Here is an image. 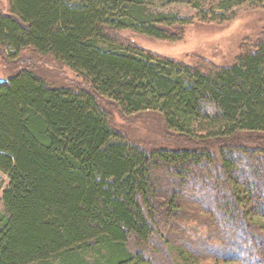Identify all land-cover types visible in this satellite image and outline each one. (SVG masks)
<instances>
[{"label": "trees", "instance_id": "16d2710c", "mask_svg": "<svg viewBox=\"0 0 264 264\" xmlns=\"http://www.w3.org/2000/svg\"><path fill=\"white\" fill-rule=\"evenodd\" d=\"M208 1L9 0L1 52L50 58L84 86L55 87L29 68L0 80V264H264V163L253 161L264 142L251 140L264 135V35L227 66L121 36L178 42L195 22L264 7L218 0L217 12ZM177 4L210 10L197 21L162 10ZM104 103L153 114L194 145L143 147Z\"/></svg>", "mask_w": 264, "mask_h": 264}, {"label": "rangeland", "instance_id": "374dc122", "mask_svg": "<svg viewBox=\"0 0 264 264\" xmlns=\"http://www.w3.org/2000/svg\"><path fill=\"white\" fill-rule=\"evenodd\" d=\"M186 1V0H185ZM201 4H205L202 0ZM209 6L221 12L218 0H209ZM9 10V0H0V15ZM183 18H201L202 13L210 10L208 6L197 9L187 4L171 5L162 8ZM237 15L222 23H200L187 27L183 40L178 42L161 41L132 32H124L121 36L141 48L161 56L176 59L191 66L200 64L227 66L233 64L244 48L258 42L264 35V7L250 3L236 8ZM229 16V15H228ZM210 18V17H209ZM29 68L35 71L48 84L55 87L78 89L84 86L83 80L69 68L58 65L54 60L40 57L29 51L22 53L19 60L12 62L0 50V80H7L20 70ZM109 113L115 129L148 149L193 147L190 141L167 135L163 121L153 114H142L136 117H124L110 103L103 104ZM264 142V135H254L251 140ZM252 143V142H251ZM260 159V158H259ZM263 165L262 159H253ZM197 171V169H196ZM204 171V168H199ZM7 181L0 186V211H4L2 195ZM203 264L205 261L202 262ZM213 264V261L206 262Z\"/></svg>", "mask_w": 264, "mask_h": 264}]
</instances>
